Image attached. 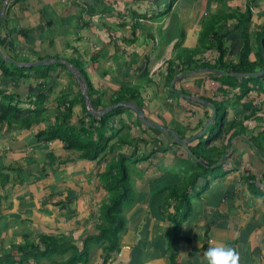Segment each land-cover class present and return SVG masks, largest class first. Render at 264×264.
Masks as SVG:
<instances>
[{"label":"crops","instance_id":"crops-1","mask_svg":"<svg viewBox=\"0 0 264 264\" xmlns=\"http://www.w3.org/2000/svg\"><path fill=\"white\" fill-rule=\"evenodd\" d=\"M170 1L19 0L9 9L12 23L7 27L11 30L24 28L27 35L16 38L13 32L14 43L6 44L3 53L18 63L56 58L76 62L87 73L95 90L103 94V102L121 96L124 99L117 103H139L147 119L175 130L182 139L203 131L212 114L211 106L190 96L208 98L210 102L226 97L232 101L227 121L243 120L245 128L230 139L226 155L233 152L234 157L226 167H230L234 159L240 161L239 167L213 179L207 189L191 197V213L182 222L180 231L187 240L179 242V251L172 264H206L205 251L220 244L231 245L237 250L238 264H264V84L255 86L247 97L236 102L238 86L229 89L224 84L222 87L227 91L222 93L221 81L215 78L216 74L227 72L219 67L197 66L201 61L219 65L215 45L206 49L203 45L196 51V57H204L196 63H191L187 56V50L201 47L199 36L206 32L207 20L215 16L220 34L225 35V59L237 61L243 29H233L235 18L225 19L222 15L244 12L248 5L253 42L249 59L259 61L256 40L264 41V32L260 39L256 37L264 31V0H175L167 10ZM179 7L183 10V20L175 11ZM211 33L206 36L209 42L214 40ZM19 41L25 42L21 49L16 47ZM261 53L264 63L263 51ZM259 65L260 61L255 72L262 70ZM57 72V77L53 75L49 80L36 77L33 71H25L26 75L21 77L5 76L0 71V88L17 93L20 105H29L27 96L34 98V90L40 82L45 81L46 87L54 83L40 121L30 128L0 123V264H54L52 260L65 257L38 256L31 249L34 245L44 249L40 241L42 235H63L72 239L67 237L72 232L96 234L98 231L99 221L94 220L96 211L90 215L88 206H95L99 194L91 192L89 185L83 186V181L91 172L99 177L106 162L80 158L76 151L66 149L59 138L44 141L36 136L40 129L59 118L62 94L77 99L71 125H77L83 114V103L74 79L65 73L62 65L57 64L49 70V73ZM177 75L181 77L174 80ZM131 95H135L137 101L125 100ZM253 108L256 113L245 120ZM131 110L128 108L116 115L113 126L126 125L124 118L129 116L128 125L139 128L133 138H144L146 134L147 144L137 142V150L150 152L148 145L154 137H159V142L151 147L159 150L144 161L149 164L144 167H149L135 179L136 201L124 209L126 225L119 249L112 252L104 264H170L169 245L173 234L168 228L172 224L159 209L164 195L159 190L177 180L175 177L174 181L162 184L164 172L160 167L177 164V157H182L185 150L176 149L161 131L157 132L158 129L143 122L142 125ZM117 117L122 118L121 123ZM237 129L231 128L209 146L221 147ZM129 134L128 129L120 133L130 140ZM200 136L183 145L185 149L195 145ZM162 153H168L170 161L149 163L153 156ZM141 163L135 165L141 166ZM172 211L173 208H169V212ZM90 226L92 228L87 230ZM72 241L79 248L82 246V240ZM95 243L98 242L90 244L87 262L75 264H102V246L99 243L98 247L94 246Z\"/></svg>","mask_w":264,"mask_h":264},{"label":"trees","instance_id":"trees-1","mask_svg":"<svg viewBox=\"0 0 264 264\" xmlns=\"http://www.w3.org/2000/svg\"><path fill=\"white\" fill-rule=\"evenodd\" d=\"M19 0H9L6 10L0 19V46L4 47L8 43H12V33L16 31L17 34L26 36L27 32L24 28L20 29H9L7 27L6 15L9 13L10 7ZM175 0H171L167 10L173 5ZM1 6V2H0ZM225 19L235 18L236 22L233 29L242 28V47L238 55L237 61L226 60L227 50L224 46V34H220V28L215 26V16L210 17L206 22V32L203 31L199 40L201 47L193 49L194 53L200 50L203 45L208 48L211 45H215L218 51V63L219 65H211L209 62L201 61V64L197 66L201 67H215L221 69V71L227 72L225 74H216L215 78L221 77V92L225 93L226 88L222 85L227 84L229 89H233L238 86V93L235 95V101L238 102L244 97H247L249 92L255 87H262L264 84V73L261 75H253L257 69V64L260 61L259 69L264 68L263 58L261 56L262 48L260 41L256 40L258 47L259 61H252L249 59V54L252 50V37L249 32V21L251 16V10L248 5L244 12L235 11L228 14H223ZM212 31L211 35L214 38L211 42L208 41V34ZM261 33L257 34L256 39H260ZM3 33V34H2ZM207 36V37H206ZM14 43V42H13ZM208 43V44H207ZM207 44V45H206ZM264 44V41H263ZM261 51V52H260ZM191 63L198 62L192 56L187 55ZM71 62V61H70ZM75 65L82 73L85 79L87 93L90 97L91 103L95 110L103 109L111 104H115L123 97H112L108 102H103V94L95 90L91 80L87 73L81 66L76 65V62H71ZM62 65L65 68V64L51 63L48 65L38 66H24L20 67L15 64L9 63L0 55V71L5 76L19 75L25 76V71H33L34 75L39 78L51 80V77L58 73H49L55 65ZM66 73V71H65ZM230 73H245V76L238 77ZM67 74V73H66ZM247 74V75H246ZM69 75V74H67ZM76 81L74 75H69ZM254 79V83L249 84V80ZM57 80V79H56ZM76 83V82H75ZM47 83L44 81L40 82L34 90V98L27 96L28 106L20 105L21 99L18 94L14 92H6L5 89L0 88V123L7 122L9 126H13V123L18 127L30 128L33 124L40 121L41 115L46 110V99L49 92L52 90L54 83L50 82L49 86L46 87ZM78 94L80 100L83 103V114L79 118L77 125H71V116L73 112V106L76 102L75 97H67V93L62 94L60 97L58 114L59 118L56 119L55 123L48 126L45 129H40L36 136L40 140L50 141L59 138L63 141L64 147L69 150H74L80 158L105 161L106 168L103 172L99 173V179L102 181L103 187L110 193V198L107 203L103 204L101 223L98 227L96 234H86L82 238V246L79 248L72 239H68L63 235H42L40 237L41 243L44 245V249L40 250L37 246H33V250L36 251L38 256H46L53 258L55 256L65 257L62 260H52L54 264H75L87 262L90 254V244L92 242H98L102 246V258L104 264L108 261L111 253L119 249L120 238L122 232L125 230L126 218L124 215V209L126 205H129L133 200L136 201V194L134 198L135 187L131 180V163L134 165L139 161L148 159L155 152V147L150 152H139L134 149L133 153L125 154L120 151H114L118 147L131 146L132 143L142 142L147 144V140L144 138H132L127 139L126 135H120L122 130L132 128L131 125L121 124L120 126H113V118L116 115L121 114L125 111V106L119 105L114 109L99 115H92L86 107L85 99L82 94V90L78 88ZM29 99V100H28ZM211 101V99L206 98ZM125 100H135V95H131ZM228 98H222L220 101L212 100V103L217 108V119L210 124L207 129L203 132L201 137H204V145L202 147V138L198 140L195 145H188L186 149L195 158V162L199 164L200 169L193 170V165H183V159L179 163L183 167L177 169V182L173 185H165L159 190L163 195L162 203L159 205V209L166 219L172 224V238L170 241L169 249V262L174 263L175 258L178 254V244L182 240H187L186 237L181 236L182 222L190 215L192 204L191 197L209 187L210 182L219 177L225 176L228 172L237 170L240 164L238 159H234L231 162L230 167H226L230 158L234 157V153H229L226 157L221 159V156L228 153L230 145V139L245 128L243 120L233 119L227 121V110H228ZM26 102V100H23ZM139 104V103H138ZM140 106V104H139ZM248 109V108H247ZM256 113V108H253L249 114L246 115L245 120H249L253 114ZM210 116H208L209 118ZM137 119L142 124L139 116ZM120 122V121H119ZM122 122V120H121ZM120 122V123H121ZM239 128L236 132L232 133L228 141L221 147L210 145L211 141L217 139L222 132L223 127H226V132L231 128ZM156 130V129H154ZM159 133V130L157 131ZM208 132V133H207ZM119 135V136H118ZM117 137V138H116ZM159 142V137H154L151 145H155ZM173 144L180 145L176 141H172ZM209 148V149H208ZM165 149V148H164ZM163 149V150H164ZM209 150L208 154L205 151ZM111 156L109 157V155ZM221 159V160H220ZM193 170V171H191ZM130 207V206H129ZM173 208L172 212H169V208ZM30 249V250H31Z\"/></svg>","mask_w":264,"mask_h":264},{"label":"rangeland","instance_id":"rangeland-1","mask_svg":"<svg viewBox=\"0 0 264 264\" xmlns=\"http://www.w3.org/2000/svg\"><path fill=\"white\" fill-rule=\"evenodd\" d=\"M0 2H1V6H0V9H1V7H2V4H3V0H0ZM174 9V8H173ZM175 11H178V14H179V16H180V18H181V20H183L182 19V13H183V10L179 7L178 9H176ZM10 12L6 15V22H7V26L9 25L10 26V24L12 23V22H10V20H11V17H10ZM17 23L19 24V21L17 20ZM215 26H217V24H215ZM182 28H184L183 26H182ZM15 32L16 31H18V30H14ZM3 34V33H2ZM16 38H18L20 35L19 34H17V32H16ZM19 35V36H18ZM12 41L14 42V40H13V38H12ZM16 41V40H15ZM261 42V41H260ZM25 42L24 41H19V42H17V48H19L20 47V49H21V47L22 46H25V44H24ZM260 45H261V43H260ZM7 46V45H6ZM1 47V49L3 50V47L2 46H0ZM28 47V46H27ZM16 48V49H17ZM28 49L29 50H34V47H28ZM205 49H206V47H205ZM187 52H188V54L190 55V56H192L194 59H197V60H203L204 59V57H201L200 55H197V57H196V54L194 53V51H193V49H189V50H187ZM30 56H32V55H30ZM16 63H13L12 62V64H15V65H18L17 64V61H15ZM9 63H11V62H9ZM53 63H56V62H53ZM65 66H67V68H65V71H66V73L67 74H69V75H73V73H72V70L68 67V65L65 63ZM58 73V72H57ZM75 77V76H74ZM61 79H63V77H61ZM75 79H76V86H77V88H79V89H81L82 90V87H81V85H80V83H79V81H78V79L75 77ZM219 79L221 80V77H219ZM253 81H255L254 79H250L249 80V84H252V83H254ZM0 83H1V78H0ZM3 83H6L5 81H3ZM61 83L63 84V83H65V82H63V80H61ZM228 105H229V108L233 105V102L232 101H230V100H228ZM131 111H133V110H131ZM133 113H135L134 111H133ZM134 115H137L136 113L134 114ZM129 116H127V118H126V116H125V118H124V120H126V125H128L129 123ZM117 121H120L121 122V120H122V118H120V117H117V119H116ZM143 125V124H142ZM145 125V124H144ZM134 126H135V124H134ZM237 128H239V126L237 125ZM137 131H139V128L137 127V126H135V127H132L131 129H130V133L131 134H129V136L130 137H132L133 138V136H135V135H137ZM226 132V127H223V129H222V132H220V135H221V137H223V135H224V133ZM208 133V132H207ZM146 135V134H145ZM145 135H144V138H145ZM201 137V136H200ZM135 138V137H134ZM202 139V147H205V145H204V137H201ZM255 141H256V138L254 137L253 138ZM137 142L138 141H136V143H135V145H134V143H132L131 144V146H123V147H118V149H114V151H120V152H123V153H125V154H131V153H133V151H134V149H136L137 150ZM257 142V141H256ZM179 144V143H178ZM173 145H175V147H176V149L177 148H182V149H184L185 150V153H184V155H182V157H177V159H176V162H177V164H171V165H163V166H161L160 168H162V170H163V177H162V179H161V183L162 184H168L169 182H171V181H174L175 180V177H177L178 175L176 174L177 172H176V170H173V169H175V168H180V167H183L182 165H179V163L181 162V160H182V158H184L183 159V161H185V162H183V165L185 166V165H193V166H195V168L193 169V170H196V168L197 169H200V167H199V164L197 163V162H195V158H194V156L193 155H191V154H188L189 153V151L187 150V149H185V147L183 146V145H177V143L176 144H173ZM150 147H151V145L149 144L148 145V149H150ZM154 147V146H153ZM153 147L151 148V150L153 149ZM184 147V148H183ZM209 149V148H208ZM207 149V151H205V154L207 153H209L208 150ZM184 152V151H183ZM224 155H226V154H224ZM224 155H222L221 156V159H223V157H224ZM111 156V154L109 155V157ZM148 159H144V160H142L141 162V166H136V165H134L133 163H131L130 165H131V170H134V173H131L130 175H131V180H132V184H133V186L135 187V185H136V183H135V179L137 180L138 179V177H139V175H143L144 173H145V170L146 169H148V167L149 166H146V168L144 167V165H149V164H146V163H144V161H147ZM167 161H170V156H168V153H162V155H156V156H153V158L150 160V162L149 163H164V162H167ZM148 163V162H147ZM193 170H191V171H193ZM95 174V173H94ZM227 175V174H226ZM101 183H102V181L99 179V177L97 176V175H93V173L91 172V175H86V178H85V180L83 181V186H85V184H87V185H89V187H90V191L91 192H96L97 194H99L98 195V197L96 198V200H99L98 202H96V200H95V202H94V204H95V206H90V207H92V208H90L89 206H88V208L91 210V214L90 215H92L93 213L92 212H95L96 211V213H95V215H96V218L94 219L95 221L97 220V221H99L98 222V224H97V226H99L100 225V223H101V216H102V210H103V204H105V202H108V200H109V198H110V193L109 192H106V191H104V189L102 188L103 186H101ZM103 185V184H102ZM135 192H134V198H135ZM100 198H101V200H100ZM194 199V198H193ZM135 203V200H133L129 205H126L125 206V209L126 208H128L129 206H131V205H133ZM90 228H92L91 226L89 227V228H87V230L88 229H90ZM95 228V227H94ZM97 229H98V227H97ZM172 228H171V226H170V229L168 228V231L169 230H171ZM94 230L95 229H93L92 230V232H94ZM70 232H72V230L70 231ZM170 232V231H169ZM172 232V231H171ZM87 233H77V232H72L71 233V235H67V237H71L73 240H82L83 238H82V236H84V235H86ZM100 245V244H99ZM94 246H97L98 247V243H95V245Z\"/></svg>","mask_w":264,"mask_h":264},{"label":"water","instance_id":"water-1","mask_svg":"<svg viewBox=\"0 0 264 264\" xmlns=\"http://www.w3.org/2000/svg\"><path fill=\"white\" fill-rule=\"evenodd\" d=\"M8 1L9 0H3V4H2V7L0 9V19L3 16V14H4L5 10H6ZM260 43H261V48H262L263 55H264V44H263L262 39H261ZM0 55L6 61L11 62V63L12 62L16 63L15 60L10 55H7V54L3 53V50L1 49V47H0ZM53 61L64 62L72 70L73 75L78 79V81H79V83H80V85L82 87V94L84 96L87 108H88L89 112L92 115H94V116L102 115V114L114 109L116 106H119L120 104H123L124 106L132 109L139 116V118L143 122V124H145L147 126H150V127H153L155 129H158L165 136V138L169 139L170 141H176L179 144L184 145V146H186L190 141H192V140L198 138L200 135H202V133L205 131V129H207V127L210 124H212L217 119V108L212 102H210L208 100H205V99H202L200 97L190 96L193 100H196V101H198L201 104L211 106L212 107V114H211L210 118L208 119L207 123L205 124V126L203 128V131H201L200 133H197L195 135H192L189 138L182 139V138H180L177 135L175 130L169 129L168 127H166L164 125H161L159 123H156V122H154L152 120L147 119L146 116H145L144 110L136 102L129 101V102H125V103H117V104L109 105V106H107V107H105L103 109H100V110H95L93 105H92V103H91L90 97H89V95L87 93L85 79L83 78V75H82L81 71L69 61L61 60V59L56 58V59H46V60L44 59V60H38V61H32V62H24V63L23 62L22 63H18L17 62V64H18V66H38V65L50 64ZM208 70L215 71V72H221V71H219L217 69H214V68H208ZM263 73H264V68L261 71L254 72L252 74L253 75H258V74L261 75ZM240 74L243 75L245 73H240ZM179 77H181V75L175 76L174 80H176ZM173 83L174 82H172V84H171V88L172 89H174ZM226 156L227 155H224V157H226Z\"/></svg>","mask_w":264,"mask_h":264},{"label":"clouds","instance_id":"clouds-1","mask_svg":"<svg viewBox=\"0 0 264 264\" xmlns=\"http://www.w3.org/2000/svg\"><path fill=\"white\" fill-rule=\"evenodd\" d=\"M204 257L206 264H238L239 261V253L233 246L228 244L209 247L205 251Z\"/></svg>","mask_w":264,"mask_h":264}]
</instances>
